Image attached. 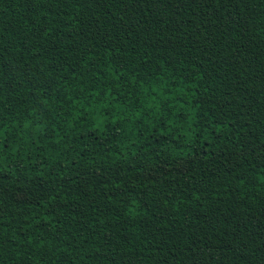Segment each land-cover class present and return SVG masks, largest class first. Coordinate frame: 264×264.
<instances>
[{"label":"trees","instance_id":"obj_1","mask_svg":"<svg viewBox=\"0 0 264 264\" xmlns=\"http://www.w3.org/2000/svg\"><path fill=\"white\" fill-rule=\"evenodd\" d=\"M0 264H264V0H0Z\"/></svg>","mask_w":264,"mask_h":264}]
</instances>
